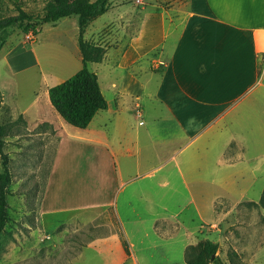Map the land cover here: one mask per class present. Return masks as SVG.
Masks as SVG:
<instances>
[{
  "label": "crops",
  "instance_id": "obj_1",
  "mask_svg": "<svg viewBox=\"0 0 264 264\" xmlns=\"http://www.w3.org/2000/svg\"><path fill=\"white\" fill-rule=\"evenodd\" d=\"M133 3L146 8L143 0ZM163 10L159 15L122 10L120 37L103 41L114 103L105 110L106 120L80 139L94 144L87 185L95 200L81 207L96 209L87 224L105 233L89 238L67 264L77 263L85 251L87 264H143L145 249L138 246L150 242L145 240L149 233L142 222L123 221V210L134 213L133 201L124 194H176L180 186L189 194L223 189L218 204L231 209L217 212V204L218 219L240 203L256 207L260 223L253 229L254 259L264 258L261 198L231 202L226 196L229 187L235 189L233 179H253L243 188L249 190L255 188L257 173H264V0H175ZM46 96L47 90L35 98L36 118L24 115L28 127L43 123V107L53 109ZM247 122L252 136L244 140ZM142 160L148 162L144 167ZM51 185L50 176L47 191ZM47 191L42 208L48 206ZM43 213L41 209L40 217ZM160 221L168 223V231H158L155 221L149 226L158 239L170 238L182 227ZM186 231L183 248L198 236ZM246 235L242 233L245 241ZM247 238L251 244L252 237Z\"/></svg>",
  "mask_w": 264,
  "mask_h": 264
},
{
  "label": "rangeland",
  "instance_id": "obj_2",
  "mask_svg": "<svg viewBox=\"0 0 264 264\" xmlns=\"http://www.w3.org/2000/svg\"><path fill=\"white\" fill-rule=\"evenodd\" d=\"M119 1L108 0L109 9L86 28L84 40L104 47L105 38L111 41L120 37L121 26L124 25L120 16L122 10L157 12L159 15L175 0H143L145 10L141 9L142 5L133 3L135 0H123L124 4L116 7ZM44 3L45 0H0V16L16 15L17 9L21 8L35 17L41 14ZM106 31H109L108 37ZM9 33L0 50V123L10 124L4 137L5 145L0 151V172L2 154H6L12 182L7 197L9 222L0 235V264H67L89 238L104 234L102 228L93 229L87 224L96 209L89 205L81 207L83 203L92 204L95 200L87 185L88 172L92 167L89 150L94 149V144L80 138L88 137L94 129L92 126L103 123L107 113L100 111L92 125L78 129L66 124L54 109L42 106L43 123L28 127L24 117L30 121L37 117L36 96L43 97L49 87L61 83L82 67L77 46V18L70 16L52 24H40L37 34L32 31L25 34L18 28L11 29ZM87 67L96 74L107 104L113 107V90L109 87L113 74L107 72L104 61ZM46 99L49 102L48 96ZM247 126L250 122L246 124L247 131L243 132L242 128L244 140L252 136ZM61 135H65L62 141ZM140 164L144 167L148 162L142 160ZM50 176L52 185L47 191ZM256 177L255 188L249 190L243 188L253 179H233L235 189L229 187L230 192L226 196L231 202L250 199L257 202L261 198V205H264V194H261L264 173L258 172ZM46 191L48 206L42 208ZM245 191L246 194H242ZM222 193H225L223 189L216 186L207 189L205 194L197 191L189 194L180 186L176 194L164 193V190L150 195L124 194V198L133 201L134 213L123 210V221L130 217L142 222L144 233H149L145 240L150 242L137 245L145 249L143 264H186L185 253L189 251L192 255L193 252L188 248L196 247L206 239L218 245L216 254L224 264H230L227 257L230 250L239 254L243 264H264V258L254 259L257 250L253 229L260 223L258 209L251 203H240L228 215L218 219L213 208L220 203ZM57 197L62 203L57 201ZM50 207L55 208L52 210ZM41 209L44 212L42 217ZM215 209L226 213L231 206L218 204ZM160 219L181 223L182 227L170 238L158 239L149 226L155 221L158 231H168V223ZM60 222L62 224L56 228ZM186 229L189 233L198 232V236L194 235L192 242L183 248L189 236ZM243 232L252 237L251 244L247 237L246 241L243 239ZM253 246L252 252L250 248ZM88 257L89 253L85 251L75 264H87Z\"/></svg>",
  "mask_w": 264,
  "mask_h": 264
},
{
  "label": "trees",
  "instance_id": "obj_3",
  "mask_svg": "<svg viewBox=\"0 0 264 264\" xmlns=\"http://www.w3.org/2000/svg\"><path fill=\"white\" fill-rule=\"evenodd\" d=\"M109 9L108 0H45L41 14L35 17L18 8V13L13 16H0V50L4 46L9 31L18 28L22 33L32 31L37 34L40 24L55 23L70 16H76L78 26L77 44L81 55L82 67L64 81L48 88L49 102L57 115L68 125L78 129H85L96 113L107 109L105 100L94 72L88 69V64L100 63L103 60L104 47L84 40L86 28L99 16ZM12 123V122H11ZM10 124L0 123V151H2L7 136L6 129ZM12 182L9 169V159L2 154V171L0 172V235L9 222V205L7 197ZM105 233V232H104ZM125 251L127 244L123 241ZM192 255L185 253L186 264H224L216 254L218 245L210 240H205L196 247L190 246ZM196 252V253H194ZM195 255V256H194ZM230 264H243L239 254L230 250L227 253Z\"/></svg>",
  "mask_w": 264,
  "mask_h": 264
}]
</instances>
